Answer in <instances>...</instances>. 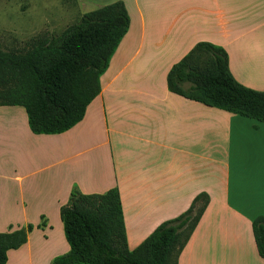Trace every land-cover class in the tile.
Returning a JSON list of instances; mask_svg holds the SVG:
<instances>
[{
  "label": "crops",
  "instance_id": "obj_1",
  "mask_svg": "<svg viewBox=\"0 0 264 264\" xmlns=\"http://www.w3.org/2000/svg\"><path fill=\"white\" fill-rule=\"evenodd\" d=\"M74 1L84 13L117 0ZM121 1L128 30L81 121L34 134L22 106L0 105V232L46 221L6 264H50L69 250L59 209L74 185L118 188L130 250L205 193L173 263L264 264L251 225L264 217V122L175 94L166 81L205 41L226 51L239 83L264 90V0Z\"/></svg>",
  "mask_w": 264,
  "mask_h": 264
},
{
  "label": "trees",
  "instance_id": "obj_2",
  "mask_svg": "<svg viewBox=\"0 0 264 264\" xmlns=\"http://www.w3.org/2000/svg\"><path fill=\"white\" fill-rule=\"evenodd\" d=\"M129 23L124 3L117 0L82 13L59 34L33 38L22 50L0 49V105L22 106L34 134L70 129L100 92V75ZM228 58L218 45L196 43L169 69V91L264 122V90L239 83ZM207 202V195L199 193L185 211L162 221L130 250L118 188L86 194L74 185L59 209L69 250L50 264H174ZM252 221L257 252L264 259V217ZM45 225L42 216L37 225L0 232V264H6L7 251L24 244L35 226Z\"/></svg>",
  "mask_w": 264,
  "mask_h": 264
},
{
  "label": "rangeland",
  "instance_id": "obj_3",
  "mask_svg": "<svg viewBox=\"0 0 264 264\" xmlns=\"http://www.w3.org/2000/svg\"><path fill=\"white\" fill-rule=\"evenodd\" d=\"M83 10L74 0H0V49L22 50L33 38L59 34L77 22ZM256 170L248 169L245 176Z\"/></svg>",
  "mask_w": 264,
  "mask_h": 264
}]
</instances>
